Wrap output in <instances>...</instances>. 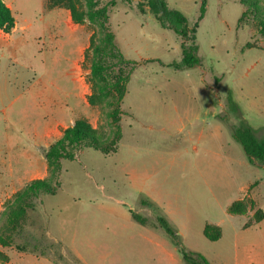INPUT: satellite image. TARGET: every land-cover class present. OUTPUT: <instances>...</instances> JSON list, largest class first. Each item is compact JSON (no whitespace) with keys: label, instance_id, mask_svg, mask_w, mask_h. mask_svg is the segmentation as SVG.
<instances>
[{"label":"rangeland","instance_id":"rangeland-1","mask_svg":"<svg viewBox=\"0 0 264 264\" xmlns=\"http://www.w3.org/2000/svg\"><path fill=\"white\" fill-rule=\"evenodd\" d=\"M166 1L190 29L198 24L200 65L176 70L180 38L141 14L137 0H116L109 29L119 51L138 64L121 66L130 80L114 90L113 105L91 106L85 52L99 24L77 25L47 0H4L16 26L0 32V160L9 158L21 128L29 171L32 161L41 167L44 151L78 119L103 140L117 129L122 139L116 154L84 148L77 159L61 160L56 178L47 163L43 178L30 175L28 184L47 180L59 189L35 199L18 224L3 216L16 194L0 200V264H187L183 252L209 264H264V220L257 221L258 210L264 213V164H249L231 130L247 124L264 137V50L246 49L264 48V38L252 17L239 24L245 11L239 0H207L201 21V0ZM236 201L247 207L230 213ZM208 224L221 227L219 240L204 236Z\"/></svg>","mask_w":264,"mask_h":264},{"label":"trees","instance_id":"trees-1","mask_svg":"<svg viewBox=\"0 0 264 264\" xmlns=\"http://www.w3.org/2000/svg\"><path fill=\"white\" fill-rule=\"evenodd\" d=\"M123 3H131L133 0H120ZM245 7L239 24L243 20L252 17L257 24V33L264 38V0H239ZM137 9L141 14L150 13L158 21L163 29L173 31L181 41L182 60L174 63L176 70H184L200 65L198 56L199 48L195 44L196 31L198 24L190 29L187 17L179 10L171 9L166 0H137ZM49 9L63 8L70 12L72 21L77 25L99 24V28L90 38V45L85 52V56L91 55L90 83L92 94L88 97L91 106H100L102 104L113 105L110 101L114 90L121 87L130 80V74L124 75L121 69L122 65H134L138 62L128 60L119 51L115 36L109 29V8L116 6V0H111L105 5L100 4L98 0H47ZM207 10V0H201L199 21L203 20ZM16 26V20L11 8L0 0V32L10 34ZM246 49H263L262 47L248 43ZM119 67L117 75L112 76L115 69ZM125 96L121 92L117 103H120ZM234 114L241 117L238 109L234 108ZM120 111L110 112L115 122L120 121ZM232 137L240 144L246 155L249 164L256 166V161L264 164V137L258 138L256 131L249 125L243 124L242 128H231ZM122 134L119 129L114 131L113 138L102 139L98 136L97 130L86 120L78 119L73 126L64 130L61 138L51 144L45 151L44 157L51 170L52 177L56 178L59 172V162L61 160L73 161L77 159V154L84 148L94 149L103 155H113L118 152ZM52 178V179H54ZM59 189L58 185H52L51 181L34 180L28 184L21 192L16 194L13 202L7 204L3 216L9 217V222L13 225L19 223L21 218L26 215V209L34 207V200L39 199L41 195H54ZM143 205L149 206L147 202ZM244 201H236L229 208L230 213H240L246 209ZM132 213V212H131ZM260 217L258 223L264 220L263 210H258ZM134 220L144 224V221L133 216ZM8 222V223H9ZM158 225L167 234L174 236L175 232L164 218H157ZM204 236L210 241H217L222 237V229L215 225H206ZM8 245L5 240H2ZM183 259L187 264H209L201 255H193L183 252Z\"/></svg>","mask_w":264,"mask_h":264},{"label":"crops","instance_id":"crops-1","mask_svg":"<svg viewBox=\"0 0 264 264\" xmlns=\"http://www.w3.org/2000/svg\"><path fill=\"white\" fill-rule=\"evenodd\" d=\"M9 6V5H8ZM10 7V6H9ZM1 69V62H0ZM84 93L88 95L87 88H85ZM2 94V85H1V73H0V99ZM215 113H213L214 116ZM219 131V126L217 127ZM19 136L16 137L14 143L7 150L8 159L0 160V200H8L12 198L15 194L21 191L29 183L30 175L36 177L37 179L43 178L47 171L43 173L44 168L46 167V159L43 153L44 162L41 163V167L35 168V163L32 161L33 167L32 171H29V162L30 154L28 150L22 145L23 138V129H19ZM37 136L41 137L39 132H36ZM59 139V138H58ZM46 161V162H45ZM46 169V168H45ZM257 264H263L258 262Z\"/></svg>","mask_w":264,"mask_h":264}]
</instances>
